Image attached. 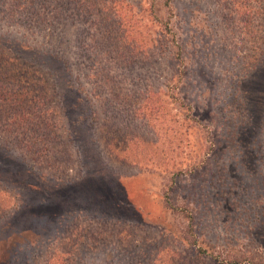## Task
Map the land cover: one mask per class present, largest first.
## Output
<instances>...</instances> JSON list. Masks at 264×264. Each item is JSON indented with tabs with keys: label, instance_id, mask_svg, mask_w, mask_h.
<instances>
[{
	"label": "rangeland",
	"instance_id": "1",
	"mask_svg": "<svg viewBox=\"0 0 264 264\" xmlns=\"http://www.w3.org/2000/svg\"><path fill=\"white\" fill-rule=\"evenodd\" d=\"M111 1L76 8L83 30L98 24V86L81 75L86 88L59 90L62 117L29 124L38 136L28 142L13 113L0 118V160L11 155L0 168V264H44L51 251V264H64L60 251H83L68 264H264V114L257 141L244 134L264 109V15L240 9L256 0H115L108 21L94 17L93 3ZM114 24L120 50L106 35ZM116 93L127 98L113 109ZM130 100L139 120L125 135L130 108L117 104Z\"/></svg>",
	"mask_w": 264,
	"mask_h": 264
},
{
	"label": "trees",
	"instance_id": "2",
	"mask_svg": "<svg viewBox=\"0 0 264 264\" xmlns=\"http://www.w3.org/2000/svg\"><path fill=\"white\" fill-rule=\"evenodd\" d=\"M80 2L81 0H0V22L3 24L1 26L5 27L4 33L0 34V118L7 116L8 113H13L12 117L8 119L11 122V130H19L16 132L17 136H23V131H25L27 135L25 140L27 142L31 133L38 136V132L34 129L36 126H28L29 124L36 121L35 123L39 124L36 128L45 129L44 126L48 125L46 124L47 120H59L62 117L59 115V110L56 109L58 102L57 99L55 100L57 96L61 95L60 91L69 94L77 93L76 84L78 82L83 84L80 87L81 89L86 88L87 85L83 82L81 75L84 79L91 81L92 85L98 86L96 83L98 74L93 72L100 64L97 61L98 59H92L91 57V49L94 46H99L98 43L91 45L95 39V34H92V32L98 24L93 23L90 29H82L80 20L75 18L80 12L79 9L76 10ZM255 2L253 4L252 1L245 0L243 3H252V5H240V9L244 11L243 14L245 15V12H247L245 17L255 16L259 12L263 17L264 0H256ZM115 3V0L107 4L104 3L106 5L101 3L102 6L100 8L93 3V7L95 6V11L97 12L94 17L98 16L103 21H108V11L106 10L108 7L113 8ZM74 6L75 9L73 8ZM86 15L89 17L92 13L88 10ZM262 20L264 21V17ZM1 30L2 27H0ZM13 30L16 32L14 33ZM120 31L121 26L118 25V29L116 27V29L114 28L106 34L107 36L115 34L119 42L117 47L119 50L127 46L123 44L125 33L120 34ZM11 33L15 34L16 46L9 43ZM16 36L19 37L17 38ZM81 36L84 37L81 38ZM159 46L154 47L152 51L156 50L157 54L162 55L165 51L158 49ZM130 49H132V46H130ZM74 56H79L78 61L79 59H84V62L77 63L78 61L73 59ZM123 56H125L122 59L123 65L128 64L134 69L137 61L132 57V54L131 56L129 54ZM70 57L73 61L69 60ZM263 58L259 60V67L260 72L264 74ZM124 69L127 70L128 68L124 67ZM128 74L132 76L133 71L129 70ZM94 78L96 81H92ZM148 92H144L145 98L148 96ZM153 94L157 96V93ZM115 95L113 98L108 99V107H112V103L116 99L127 98L126 96H119L118 93ZM261 96L258 101L261 106H264L263 93ZM148 98L146 99L147 101L149 100ZM136 102L137 100H130V103L117 104L123 108H130V110L125 109L122 111L126 113L125 121L122 124L125 129V135L133 127V123L139 120L137 111L140 108L135 107L134 104ZM157 103L155 102L153 110L159 107ZM51 105H55V107ZM112 108L115 109L116 107ZM107 113L109 114V111ZM259 113L258 106V109L254 110L253 119L250 117V122L253 124L251 131H244L247 136V144L257 141L255 139L257 138L256 128L254 129V127L256 122L263 120L264 109H262V116H258ZM118 117L119 114H115L112 120ZM63 118L65 119V117ZM111 129L113 130V128ZM103 131L108 134L106 128ZM118 131L123 132L120 129ZM10 156H6L5 159ZM5 159L0 160V168H8L7 164H11ZM27 210L31 211V208H27ZM47 210L49 212L44 213V218L50 219L51 215L53 216L55 213L52 214L48 206ZM22 215L26 216L25 214ZM28 216L32 218L33 213L29 212ZM35 216L34 218L44 219L41 215L37 216V212ZM47 222L48 220H46ZM108 241L109 239H106L102 243L106 245ZM60 252L66 256V258L63 257L60 260H65L64 264H68L76 260L83 251H73V254H70L72 251H67V253ZM48 254V257H46L48 259L44 264H51L54 259L59 257L60 253L51 251ZM156 261L157 258H154L153 262L147 264H156Z\"/></svg>",
	"mask_w": 264,
	"mask_h": 264
}]
</instances>
